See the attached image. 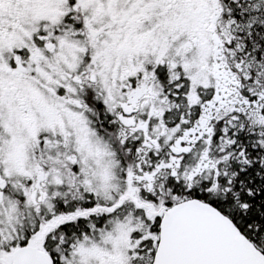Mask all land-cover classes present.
Listing matches in <instances>:
<instances>
[{"label":"flooded vegetation","instance_id":"af4514ba","mask_svg":"<svg viewBox=\"0 0 264 264\" xmlns=\"http://www.w3.org/2000/svg\"><path fill=\"white\" fill-rule=\"evenodd\" d=\"M182 7L206 39L189 81L170 30L146 46L136 29L177 28ZM221 13V0H0V264L153 263L165 211L208 193L220 127L248 108ZM103 169L105 186L91 181Z\"/></svg>","mask_w":264,"mask_h":264},{"label":"trees","instance_id":"16d2710c","mask_svg":"<svg viewBox=\"0 0 264 264\" xmlns=\"http://www.w3.org/2000/svg\"><path fill=\"white\" fill-rule=\"evenodd\" d=\"M222 3L221 22L229 26L226 31L231 41V66H243L245 89L263 97L264 0H222ZM235 73L240 72L235 69ZM258 84L260 88L256 91ZM261 114L264 119V110ZM235 116L238 125L232 128L229 125L227 133H219L221 150L227 144L229 155L228 161L221 162V170L228 173L220 181L222 191L219 196L204 193L200 198L229 216L264 254V126L260 125L264 122L258 120L255 124L254 117L246 113ZM242 154H246L244 162Z\"/></svg>","mask_w":264,"mask_h":264},{"label":"water","instance_id":"95a60500","mask_svg":"<svg viewBox=\"0 0 264 264\" xmlns=\"http://www.w3.org/2000/svg\"><path fill=\"white\" fill-rule=\"evenodd\" d=\"M153 264H264V254L229 217L194 199L165 213Z\"/></svg>","mask_w":264,"mask_h":264},{"label":"rangeland","instance_id":"374dc122","mask_svg":"<svg viewBox=\"0 0 264 264\" xmlns=\"http://www.w3.org/2000/svg\"><path fill=\"white\" fill-rule=\"evenodd\" d=\"M200 1H203V0H198V2H200ZM166 17L167 16L151 17L147 22L146 28H136L137 30L143 31L144 36H145V38H141L142 40H139V42H141L142 44L145 42L146 46H150V44L152 45L153 43H156L158 41V44L164 45L163 44L164 41L167 42L169 39H171L170 37L167 38V36H164V35L169 34L171 32V34L173 36H175L173 38L174 42H178V40L180 41L179 46H176L175 43L173 42V44L171 43L172 45L170 47L171 48H173V47L178 48V50L181 51V67H182L183 77L185 76V79L187 81H189L190 79H194L196 76V68L198 69L200 63L205 62V57H206V55H203V57L202 56L199 57V53H197V52H199L200 45H202V44H199V42H196V43L193 42L194 38H197L198 40H200L202 42H203V40H206L201 34L198 33V28H196L197 25L199 24L198 19L201 16L197 15L195 13V11L192 13H188L182 7L181 8V14L177 18V28H171V29L170 28H164V25L167 23L165 20ZM197 17H198V19H197ZM168 30H170V32H168ZM197 47H198V49H196ZM178 50L175 51L176 54H178ZM170 52H171L170 55L175 56L174 50H172ZM189 52H191V53H189ZM119 58H120V60H122V58H123L122 53L120 54ZM114 61L117 62L118 65H117V63L114 64L113 62L110 63L109 65H107L106 66L107 73H110V72L114 73L115 69L117 67H119L120 62L116 59ZM191 83H193V81ZM259 88H260V85L258 84L256 87V91ZM242 97L246 98L248 101V103H247L248 108H245L243 111H241V109H238V111H241L242 114H243V112L247 113V112L252 111L256 105H257V107H256L257 109L264 110V108H262L260 106V104L257 103L258 98H256V92L254 90H248V91L245 90L244 92H242ZM188 98H190V100H191L192 99L191 95H188ZM190 100H189V103H191ZM257 111L258 112L256 113V116H254V114H252V113L247 114V115H250L249 116L250 118L254 117V119H255L254 123L255 124H258L257 123L258 120L260 122L261 121L264 122L262 114H261V117H259V110H257ZM241 112H239V114H241ZM235 113H237V112H230L226 128H228L229 125L231 128L233 126L238 125L237 117H232ZM235 118H236V121H233ZM263 124L264 123H260L261 126H264ZM230 127H229V130H230ZM222 130H223V127L221 126L220 132H222ZM171 133H172V137L171 138L168 137V140L166 141V146H171L172 141H174V139L177 138L178 135H181V133H177V129L172 130ZM260 141H261V139H260ZM219 143H221L220 140L219 141L216 140L212 150H213V152H215L218 155L222 154L224 159L227 158L226 161H228L229 155H228V150L226 148L227 144H225V147H223V149L221 150ZM83 149H84V155H85L86 161L90 162V161H88V156L92 155L91 152H93V151L87 145L84 146ZM81 152H83V150H81ZM242 155L244 157L246 154H242ZM242 155H240L239 158H241ZM241 160H243L242 162H244V160H246V159L244 157V159L241 158ZM216 178L217 177L215 176V179ZM95 179H97L98 181L100 179L102 185L105 186V185L109 184V181H111V176L109 175L106 178V173L104 172V169H103L102 174L99 172L97 174H96V172L93 174V176L91 177V181L95 182ZM212 179H213V176H210L208 180L211 182ZM215 179H214V184L211 186L212 187L211 189L213 191L211 189L208 191V193L212 197L219 196L220 192L222 191L221 186L217 189V187L215 185ZM222 180H223V178H222ZM184 182L187 183L186 181H184ZM216 183L218 184L217 179H216ZM230 183H231L230 181L227 182L228 185H230ZM219 185H220V183H219ZM226 185H225V187H226ZM130 212H131V214H130ZM141 213H143V214L145 213V209H143L141 207L134 208L132 210L129 209V217H131V216L137 217V216H140ZM131 220L132 219L129 220V223L131 222ZM131 226L134 227L135 229L138 227V226H136V224L134 222L131 223ZM118 232H120V231H118Z\"/></svg>","mask_w":264,"mask_h":264}]
</instances>
